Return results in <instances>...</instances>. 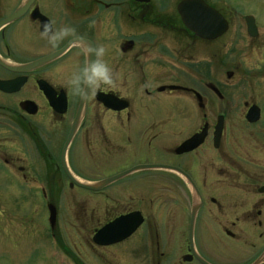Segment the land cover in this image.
Returning <instances> with one entry per match:
<instances>
[{"label":"flooded vegetation","instance_id":"af4514ba","mask_svg":"<svg viewBox=\"0 0 264 264\" xmlns=\"http://www.w3.org/2000/svg\"><path fill=\"white\" fill-rule=\"evenodd\" d=\"M180 1L0 0V23L22 9L0 25V169L37 182L47 205L54 183L78 187L63 164L86 183L161 165L133 170L98 190L78 187L98 194L119 182L159 186L157 195L133 186L101 195L100 203L111 202L115 213L98 222L91 240L118 217L133 214L139 223L121 241L93 243L112 247L153 231L160 234V260L203 264L209 262L198 233L234 239L235 230L249 228L262 244L250 264L264 251V25L255 20L251 37L243 19V32L232 33L230 19L217 10L226 30L200 37L183 25ZM42 22L71 25L86 41L103 46L112 71L108 91L89 92L73 132L81 99L62 82L87 57L75 42L53 47L42 39ZM191 137L197 145L178 152ZM114 162L120 168L94 178L75 171ZM42 168L43 176H31L30 169Z\"/></svg>","mask_w":264,"mask_h":264},{"label":"rangeland","instance_id":"374dc122","mask_svg":"<svg viewBox=\"0 0 264 264\" xmlns=\"http://www.w3.org/2000/svg\"><path fill=\"white\" fill-rule=\"evenodd\" d=\"M205 1L224 17L228 16L232 33L243 32L245 15H252L264 25V0ZM120 164L103 163L97 169L75 168V171L94 178L115 170ZM44 171L43 168L29 170L31 176L38 173L43 176ZM147 176L158 177V174L150 172ZM37 186V182L28 184L16 179L8 169H0V264H177L170 258L159 259L158 232L146 234L141 231L122 244L104 248H99L91 240L92 230L98 222L115 213V209H110L111 202L100 203L101 195L110 196L118 189L127 190L128 186L135 187L139 193L157 195L158 184L146 186L119 182L96 194L78 187L71 188L64 180L54 183L51 188L53 196L50 197L56 212L54 230L47 227V205ZM46 190L50 188L46 187ZM150 211L152 208L147 209L146 214L152 220ZM155 220L159 227L158 218ZM235 231L237 237L234 239L217 232L197 234L198 246L208 258L202 255L208 264H246L255 258L262 246L257 234L249 228ZM170 242L173 245L174 238Z\"/></svg>","mask_w":264,"mask_h":264},{"label":"water","instance_id":"95a60500","mask_svg":"<svg viewBox=\"0 0 264 264\" xmlns=\"http://www.w3.org/2000/svg\"><path fill=\"white\" fill-rule=\"evenodd\" d=\"M21 10L22 9H19L16 13H14L5 22H8V21L12 20L13 18L19 16ZM177 11H178L179 15L181 16V19H182L184 26L200 37L213 38V37H216L217 35H220L221 33H223L227 28L226 21L220 15V13L218 11H216L215 9H213L212 7H210L209 5H207L203 0H181L177 4ZM245 21H246V25H247L248 34L251 36H254L256 34V29L254 26L253 17L252 16H246ZM5 22L0 23V25H2ZM51 57L52 56L42 58V59L34 62L33 64L28 65V67L32 66V65H39V64H42L44 62H47L48 60L51 59ZM112 107H115V106H112ZM83 109H84V101L83 102L81 101L75 122H74L70 132H73L75 129V126L78 124V122L81 118V115L83 113ZM250 121H253V118H250ZM216 129L220 130L221 126L218 125L216 127ZM197 143L198 142L196 141L195 137H191V138L187 139L186 141H184L180 145L178 152L189 150V149L193 148L194 146H196ZM67 144H68V141L66 142V144L64 146L63 153L66 149ZM63 166H64L65 172L71 178L72 182H74L76 184V186L86 188L89 190H98V189L108 185L109 183H112L116 179L123 177V176L131 173L133 170H136L139 168L142 169V168H159V167H161V165H145V166L133 168L130 170H126L120 174H117L113 177H109L107 179L101 180L99 182L86 183V182H82V181H78V180L74 179V177H72L70 175V173L68 172V170L64 164H63ZM48 209H49V213H50L49 214V221L51 223H54L55 208L52 204H49ZM195 212H196V208H194L192 210V215H191V231L189 233L191 242H192V235H193L192 229H193V220L195 217ZM137 218L138 217L134 216L133 214H128V215L118 217L113 222L106 225L100 231L95 233L92 240L94 241V243H96L98 245H108V244H111L114 242L121 241L122 239L129 236L131 234V232L135 229V227L138 225L139 220ZM132 219H134L136 222L132 223ZM124 227L126 228L124 231H119L120 228H124ZM194 254L201 262H203L196 255L195 252H194ZM263 262H264V251L258 256V258H256L250 264H262ZM203 264H208V263L203 262Z\"/></svg>","mask_w":264,"mask_h":264},{"label":"clouds","instance_id":"9594fccd","mask_svg":"<svg viewBox=\"0 0 264 264\" xmlns=\"http://www.w3.org/2000/svg\"><path fill=\"white\" fill-rule=\"evenodd\" d=\"M38 34L53 47L60 42L69 40V42H75L84 52L87 57L85 62L62 82L82 102L87 100L90 91L109 90V87L105 86L113 84V76L109 64L104 59L106 50L103 46H96L90 41H86L71 25L56 27L50 22H42L38 25Z\"/></svg>","mask_w":264,"mask_h":264}]
</instances>
